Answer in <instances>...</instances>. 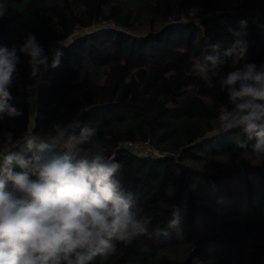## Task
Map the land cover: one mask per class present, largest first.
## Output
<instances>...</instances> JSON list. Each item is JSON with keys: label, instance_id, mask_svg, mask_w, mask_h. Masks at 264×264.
I'll use <instances>...</instances> for the list:
<instances>
[{"label": "trees", "instance_id": "16d2710c", "mask_svg": "<svg viewBox=\"0 0 264 264\" xmlns=\"http://www.w3.org/2000/svg\"><path fill=\"white\" fill-rule=\"evenodd\" d=\"M8 15L0 19V44L36 34L49 50L63 45L58 68L49 67L39 85L31 116L28 93L10 89L23 115L0 121L14 141L47 135L55 123L79 120L97 129L93 138L121 165L120 180L151 229L171 218L170 205L182 209L179 228L167 236L138 237L104 264H264V164L253 166L249 141L240 129L219 131L213 121L231 109L219 79L213 88L192 70L194 58L219 54L247 20L246 61L264 64V0H0ZM111 27L82 34L101 22ZM28 57L21 56L20 80H29ZM49 64L51 54L49 53ZM2 139V137H0ZM125 142L148 143L155 155L142 156ZM30 155L23 145L14 149ZM225 168H203L210 161ZM15 170L19 171L18 168ZM97 257L93 264H99Z\"/></svg>", "mask_w": 264, "mask_h": 264}, {"label": "clouds", "instance_id": "9594fccd", "mask_svg": "<svg viewBox=\"0 0 264 264\" xmlns=\"http://www.w3.org/2000/svg\"><path fill=\"white\" fill-rule=\"evenodd\" d=\"M7 15V4L0 3V19ZM238 23L239 30L229 29L237 37L232 45L219 54L221 45L212 44L211 54L193 59L192 70L213 88L221 66L231 60L232 70L219 84L232 108L222 110L212 123L222 132L240 129L245 139H237L236 145L245 152L254 141L250 163L258 166L264 164V64L241 63L249 47L243 39L248 22ZM55 44L46 51L30 31L22 42L0 44V121L23 115L11 103L13 87L27 92L28 103L34 104L49 67L61 64L63 45ZM22 55L28 57L29 80L35 83L19 78ZM96 134V128L75 119L22 141L0 131V264H93L97 257L104 264L117 255L119 245L127 248L138 237L167 236L168 229L180 227L182 209L170 205L167 225L151 229L152 217L121 183L122 165L93 139ZM21 145L30 155L14 151Z\"/></svg>", "mask_w": 264, "mask_h": 264}, {"label": "rangeland", "instance_id": "374dc122", "mask_svg": "<svg viewBox=\"0 0 264 264\" xmlns=\"http://www.w3.org/2000/svg\"><path fill=\"white\" fill-rule=\"evenodd\" d=\"M106 27H111V24H109L108 22H101L100 24L98 25H94L93 27L89 28V29H86V30H83L81 31L82 34H86V33H93V32H96L97 30L101 29V28H106ZM28 101V99H27ZM30 105V110H31V116L32 114L34 113V107H35V102L34 104H29ZM149 148V149H148ZM147 149V150H146ZM136 153L142 155V156H150V155H155L156 152L153 151L150 147H146L144 150L142 151H135ZM253 157H247V160H252ZM227 166V161L225 160H222V161H218V160H213V161H209L205 167L203 168H206V169H209V170H214V169H217V168H225Z\"/></svg>", "mask_w": 264, "mask_h": 264}, {"label": "built area", "instance_id": "2783aa9c", "mask_svg": "<svg viewBox=\"0 0 264 264\" xmlns=\"http://www.w3.org/2000/svg\"><path fill=\"white\" fill-rule=\"evenodd\" d=\"M123 146L133 151H142L146 147H150L148 143H139V142H125L123 143Z\"/></svg>", "mask_w": 264, "mask_h": 264}]
</instances>
